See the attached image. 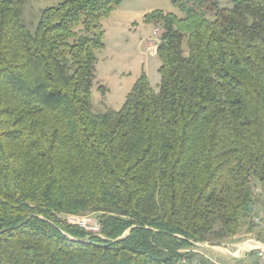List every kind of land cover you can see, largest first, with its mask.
I'll return each instance as SVG.
<instances>
[{
  "label": "trees",
  "instance_id": "trees-1",
  "mask_svg": "<svg viewBox=\"0 0 264 264\" xmlns=\"http://www.w3.org/2000/svg\"><path fill=\"white\" fill-rule=\"evenodd\" d=\"M27 1L0 0V264H194L235 237L264 194V0L146 15L159 90L143 72L103 114L95 52L123 0H65L35 32ZM93 214L98 234L60 218Z\"/></svg>",
  "mask_w": 264,
  "mask_h": 264
},
{
  "label": "rangeland",
  "instance_id": "rangeland-1",
  "mask_svg": "<svg viewBox=\"0 0 264 264\" xmlns=\"http://www.w3.org/2000/svg\"><path fill=\"white\" fill-rule=\"evenodd\" d=\"M63 1L65 0H28L22 10V22L31 32H35L43 11L47 8L56 7ZM218 1L221 7H232V0ZM156 11L175 14L178 17L183 16L170 0H123L109 17L101 20L105 48L95 52L97 62L92 89L94 114H103L108 110H120L127 95L146 68L150 73L151 85L154 91L158 92L161 81L158 69L161 62L157 56V48L163 31L153 23L145 21L146 15ZM257 194H261V192ZM261 198L264 199V194L261 195ZM255 204L256 202L252 205L254 212L264 211V206L258 207ZM252 207L241 231L221 245H233V251H238V246L241 247L252 238L264 241L259 232L253 229ZM60 218L77 226L82 222L88 226H96L98 223L96 214L68 217L61 215ZM202 245L199 244L196 247L198 250H193L197 255L196 263L201 264L202 261H205L204 264L212 263L204 254H200V250L204 252L206 250L203 248H219L220 245L212 246L209 244L211 247H201ZM214 256L213 259L216 261L213 264L256 263L255 253H248L246 257L244 255L242 258H233L224 252H219V255L215 254ZM253 259H255L254 263Z\"/></svg>",
  "mask_w": 264,
  "mask_h": 264
},
{
  "label": "built area",
  "instance_id": "built-area-1",
  "mask_svg": "<svg viewBox=\"0 0 264 264\" xmlns=\"http://www.w3.org/2000/svg\"><path fill=\"white\" fill-rule=\"evenodd\" d=\"M256 193L260 192V190L256 189ZM252 224L254 231H258L260 236L264 238V211L254 212V207H252ZM82 228L87 231H91L94 234H98L100 232V226L96 223V226H88L85 222L79 224ZM199 245V244H198ZM202 246H209L208 243L203 244ZM233 245H220L218 247H213L214 249H218L219 252L228 253L233 258H242L247 256L248 253H255L256 254V263L255 264H264V241H261L256 238H252L244 243L241 247L238 246V251H233ZM195 252V251H194ZM178 264H188L186 260ZM194 264H197L196 262Z\"/></svg>",
  "mask_w": 264,
  "mask_h": 264
},
{
  "label": "crops",
  "instance_id": "crops-1",
  "mask_svg": "<svg viewBox=\"0 0 264 264\" xmlns=\"http://www.w3.org/2000/svg\"><path fill=\"white\" fill-rule=\"evenodd\" d=\"M160 68V67H159ZM159 70V69H158ZM144 72L147 74V76H148V78H149V81H150V73H149V70L146 68V70H144ZM150 84H151V82H150ZM152 86V85H151ZM256 206H258V207H263L264 206V199L263 198H261V197H258L257 198V201H256V204H255ZM201 247H207V246H201ZM203 249H205L206 251H204V252H202L201 250H200V254H204L205 255V257H207V258H209L210 260H211V262L212 263H210L209 262V264H213L214 263V261H216L215 259H213V257H215L214 255L216 254V255H219V250L218 249H210V248H203ZM196 250H198V249H196ZM208 251H210V252H208ZM254 257V256H253ZM208 260V259H207ZM255 259H253L252 261H253V263L255 262L254 261Z\"/></svg>",
  "mask_w": 264,
  "mask_h": 264
},
{
  "label": "water",
  "instance_id": "water-1",
  "mask_svg": "<svg viewBox=\"0 0 264 264\" xmlns=\"http://www.w3.org/2000/svg\"><path fill=\"white\" fill-rule=\"evenodd\" d=\"M126 234H128V233H126Z\"/></svg>",
  "mask_w": 264,
  "mask_h": 264
}]
</instances>
